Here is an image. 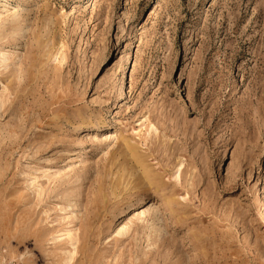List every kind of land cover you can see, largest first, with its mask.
<instances>
[{"label": "rangeland", "instance_id": "1", "mask_svg": "<svg viewBox=\"0 0 264 264\" xmlns=\"http://www.w3.org/2000/svg\"><path fill=\"white\" fill-rule=\"evenodd\" d=\"M0 262L264 264V0H0Z\"/></svg>", "mask_w": 264, "mask_h": 264}, {"label": "built area", "instance_id": "2", "mask_svg": "<svg viewBox=\"0 0 264 264\" xmlns=\"http://www.w3.org/2000/svg\"><path fill=\"white\" fill-rule=\"evenodd\" d=\"M0 264H27V263H5V262H0Z\"/></svg>", "mask_w": 264, "mask_h": 264}, {"label": "bare ground", "instance_id": "3", "mask_svg": "<svg viewBox=\"0 0 264 264\" xmlns=\"http://www.w3.org/2000/svg\"><path fill=\"white\" fill-rule=\"evenodd\" d=\"M14 21V20H13ZM6 59V58H5ZM147 204V203H146ZM149 211V210H148ZM148 213V212H147ZM153 216V215H152ZM70 232V231H69ZM68 235V234H67ZM71 241V240H70Z\"/></svg>", "mask_w": 264, "mask_h": 264}]
</instances>
